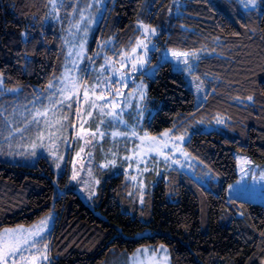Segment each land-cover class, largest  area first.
I'll return each mask as SVG.
<instances>
[{
    "label": "trees",
    "instance_id": "trees-1",
    "mask_svg": "<svg viewBox=\"0 0 264 264\" xmlns=\"http://www.w3.org/2000/svg\"><path fill=\"white\" fill-rule=\"evenodd\" d=\"M150 2V23L161 29L152 63L168 48L207 53L195 74L208 93L197 106L185 75L165 61L148 78L157 111L146 130L158 135L199 112L220 114L224 129L196 131L186 146L221 177L218 191L185 175L190 187L181 181L179 199L171 201L162 179L144 221L122 209L123 175L106 180L92 207L67 188L66 177L57 180L44 157L34 166L0 160V231L33 224L55 208L54 264H99L112 249L133 253L162 244L172 264H262L264 204L229 198L228 191L240 179L238 155L264 165V5L247 11L232 0H180L178 7L176 0H114L101 32L116 31L129 45ZM49 8V0H0V73L7 87L45 88L59 71L63 41L47 22Z\"/></svg>",
    "mask_w": 264,
    "mask_h": 264
},
{
    "label": "rangeland",
    "instance_id": "rangeland-1",
    "mask_svg": "<svg viewBox=\"0 0 264 264\" xmlns=\"http://www.w3.org/2000/svg\"><path fill=\"white\" fill-rule=\"evenodd\" d=\"M232 1L242 10H254L244 8L239 0ZM56 3L58 11L53 13L50 4L47 18L48 23L57 25L63 41V54L59 63V71L54 78H61V74L78 77L91 87L105 63V56L116 62L119 59V53L131 54V48L135 47L136 42L141 40L148 45L147 56L144 57L146 63L141 71L130 74L131 78L127 79L126 86L119 83L113 85L123 93L120 98L122 101H127L129 96H131V100L123 104L124 111L121 117L123 123L113 121L110 126L108 124L110 117L104 116L105 123L101 124L99 128L104 136L101 138L97 134L95 139L80 133L81 124H83L84 129L96 132L97 124L101 119L95 110H93L91 116H88L89 105L83 103L82 97L79 105L74 102L75 98L73 97L64 104L53 106L46 98L51 94L50 91H46L48 85L45 88L38 86L7 87L2 75L4 83L0 86V92H2L0 94V113L3 114V118H0V132H2V135H0V160L34 166L39 164L40 158L44 157L54 170L57 180L66 177L67 188L73 187L76 189L84 201L91 204L92 207L96 204V198L99 196L106 180L123 175L125 179L124 191L127 198L122 202V209L131 213L133 217H139L144 221H147L150 212L152 213V196L162 179H166L169 185V198L171 201L179 199L181 181L184 185L190 187V182L184 180L185 175L206 189L217 192L221 177L213 169L208 168L194 157L186 146L196 131L224 129L226 122L220 114H211L213 117H209L206 116L209 115L208 113L199 112L176 128L169 129L172 130L173 139L168 140V147L162 149L163 153L169 157L167 162L164 155L157 152H146L150 140L145 139L141 143L140 139L144 137L145 133L148 134L149 138H159L162 134L151 135L146 130L147 123L157 111L153 101L149 98L148 78L155 76L160 64L171 61L174 69L185 75L187 86L195 94L196 105L201 106L207 99L208 88L204 80L198 77L195 72L200 58L206 56L207 53L168 48L158 54L159 63L153 64L154 53L158 48L157 37L161 29L151 25L148 18L151 11H153L151 2L150 5H147V15L142 14L140 21L155 28L156 34H143L142 29L137 24L138 34L133 36L134 38L131 39L129 45L126 42L121 43L118 41L115 37L117 35L116 31H109L106 35L105 27L101 32L102 21L105 18L107 19L114 0H56ZM175 4L178 7L180 0H176ZM260 6L258 0L256 8ZM81 45H83V51H81ZM173 51L194 52L199 59L191 55L187 57L189 65H191V71H189L188 65L177 61L171 55ZM78 53L80 54L79 57L77 56ZM136 55L143 56V49H139ZM116 66L119 67V64L117 63ZM124 71H127V69ZM108 74L105 73L106 76ZM54 78L50 81H53ZM141 83L146 86V95L143 100L139 99L137 91V87ZM57 86L60 85L57 84ZM198 87L199 91H197ZM4 89L9 91H4ZM11 89H19V91L13 92ZM105 94L107 95V93ZM89 96L91 98V92H89ZM56 98L63 99V96L57 93L54 99ZM67 104L72 105L71 109L67 107ZM46 107L62 109L55 118L50 111L48 119L53 122H55V119H59L64 127L60 128L59 131H57L59 125L53 127L52 131L55 135L51 140L47 138V132H45L44 147H40L39 142H37V147H31L32 141L36 137L37 129L35 125L29 126V130L23 133V138L17 132L12 135L10 141L4 139L9 135L4 125L5 120L11 121L13 127H24L37 108L43 110ZM77 109H79L78 118L74 115ZM65 116H67L66 120L64 119ZM218 120H222L223 123H218ZM42 129L43 125H41ZM133 129L137 134L136 136L132 135ZM112 132H126L128 135L112 137ZM176 136H184V141L175 140L174 137ZM174 144H178L179 147L174 148ZM50 148L55 151V156L49 150ZM33 151L35 152L34 156L31 155ZM9 152L13 154L10 155ZM57 156L62 157V159L57 160ZM241 158L250 163L242 164ZM113 160L115 161L114 165L112 164ZM238 160L240 173L238 181L240 183H237V181L231 184L232 188H229L228 191L229 198L264 204V181L252 179L253 174L259 177L264 173V165L254 163L248 156L242 154L238 155ZM57 163L60 164L59 168L56 167ZM241 167L248 171L242 172ZM174 171L176 172L175 177L172 176ZM73 173L77 175L76 180L72 179ZM96 181H99V183L97 184ZM92 192H95V195H91ZM141 197L143 203H141ZM48 217H51V219L48 220L43 236L46 237L44 243L48 244V264H54L59 254L58 251L54 253V235L58 226V212L55 208L33 224L4 227L0 234L9 229H33L34 226L39 225L42 220ZM99 264H172V259L169 248L162 244L143 246L133 253L112 249Z\"/></svg>",
    "mask_w": 264,
    "mask_h": 264
},
{
    "label": "snow or ice",
    "instance_id": "snow-or-ice-1",
    "mask_svg": "<svg viewBox=\"0 0 264 264\" xmlns=\"http://www.w3.org/2000/svg\"><path fill=\"white\" fill-rule=\"evenodd\" d=\"M239 2L244 6L246 9H255L258 4V0H239ZM49 3L52 5V11L55 13L58 11V6L56 0H49ZM259 3L264 5V0H259ZM138 27L142 29L143 34L145 35H155L156 29L152 28L150 25L144 24L143 21L138 22ZM139 49H143V56H137L136 53ZM81 51H83V45H81ZM148 45L144 43V41H137L135 47L131 48V54L121 52L118 54V61L114 62L109 57H104V65L101 67L99 75L97 76L95 82L89 87V85L82 81L78 77H71L65 74H61V78H54L53 81L48 83L46 91H50L51 94L46 97L49 100V103L53 106L64 104L67 100L75 98L74 102L78 105L81 103V97L83 99V103H87L89 105L88 116L92 115L93 110L96 111L97 115L101 117L97 124L96 132H90L84 129L83 124L80 127V133L90 136L91 138L95 139L97 134L101 138H103L104 133L99 131L100 125L104 124L105 121L103 120L104 116L110 117L108 124L111 126L113 121H117L119 123H123L121 117L124 111L123 104L128 103L131 100V96L128 97L127 101H122L120 98L123 96V93L115 88L113 85L119 83L121 85L126 86L127 79L131 78V73H136L137 71H141L143 69V65L146 63L144 57L147 56ZM71 55V53H70ZM79 53L77 56L79 57ZM173 57L177 61L182 62L185 65H188V70L191 71V65H189V61L187 57L189 55L196 57L199 59L196 53H188V52H176L173 51L171 53ZM75 63V62H74ZM119 64V67L116 64ZM127 69V71H124ZM67 71V67H66ZM109 73L107 76L105 73ZM4 83L2 74H0V86ZM59 84L60 86H57ZM145 88L146 86L141 83L137 87V91L139 94V99L143 100L145 98ZM55 89L54 91H51ZM199 87L197 91H199ZM4 91H9L8 89H4ZM11 91H19V89H11ZM89 92H91V98L89 96ZM57 93L60 96H63V99L56 98ZM107 93V95L105 94ZM2 94V92H0ZM71 94V95H69ZM249 101H252V97L249 96L247 98ZM67 107L71 109L72 105L67 104ZM52 112L53 117L57 116V113L61 112L62 109L58 107L53 108H44L41 110L37 108L34 113L31 114V119L27 120L24 127H13L11 121H4V125L7 128L9 135L4 137L5 140L11 139L12 135L15 133H20L21 138H23V133L29 130V126L35 125L36 126V137L35 140L32 141L31 147H37V142H39L40 147H44V139L45 132H47V138L51 140V138L55 135L52 131V128L56 125H59L57 131L60 128H63L64 125L61 123L59 119H55V122L48 119L49 112ZM79 117V109H77L76 113L74 114ZM0 118H3V114L0 113ZM43 118V119H41ZM67 119V116L64 117ZM218 123H223L222 120H218ZM41 125H43V129L41 130ZM172 130H168L161 134V137H148V134L145 133L143 138L141 139V143L145 139H149L150 143L146 152H157L160 155H164L165 161L167 162L169 157L165 155L162 149L168 147V140L173 139L171 135ZM2 135V132H0ZM127 136L126 132H112L111 136ZM132 135L136 136V132L133 129ZM175 140L180 142L184 141V136H176L174 137ZM90 142V141H89ZM174 148H178V144L173 145ZM53 152L55 156V151L53 149H49ZM83 151V149H81ZM10 155L13 153L9 152ZM31 155H35L33 151ZM57 160L62 159V157H56ZM127 159V157H126ZM242 164L250 163L247 160L241 158ZM178 163V161H176ZM112 164H115V161H112ZM107 166V165H105ZM56 167L59 168L60 164L57 163ZM183 167V165H181ZM242 172H247L248 170L241 167ZM72 179L76 180L77 175L73 173ZM253 180L259 179L264 181V173H262L259 177H256L254 174L252 176ZM98 184L99 181H96ZM237 183H240L239 181ZM229 188L231 189L232 186L230 185ZM91 195H95V192H92ZM141 203H143V198L141 197ZM51 217H48L40 222L39 225L33 227V229H9L5 230L4 233L0 234V264H48L49 255H48V244L44 243L46 237L43 236V232L46 230L48 220ZM35 250V251H33Z\"/></svg>",
    "mask_w": 264,
    "mask_h": 264
}]
</instances>
